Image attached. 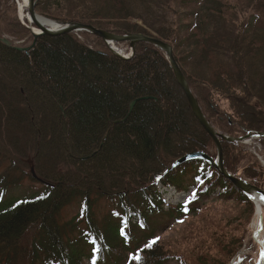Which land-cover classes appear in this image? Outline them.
Here are the masks:
<instances>
[{
    "label": "trees",
    "instance_id": "trees-1",
    "mask_svg": "<svg viewBox=\"0 0 264 264\" xmlns=\"http://www.w3.org/2000/svg\"><path fill=\"white\" fill-rule=\"evenodd\" d=\"M36 11L169 43L216 130L264 132V0H37ZM25 41L33 34L16 1L0 0V264H231L254 205L206 161L166 173L217 149L165 52L141 42L123 59L86 31L15 48ZM222 145L227 171L264 190L248 148ZM160 176L177 190L205 184L189 204L164 208ZM28 179L41 188L16 193ZM103 203L111 208L100 216Z\"/></svg>",
    "mask_w": 264,
    "mask_h": 264
},
{
    "label": "water",
    "instance_id": "water-1",
    "mask_svg": "<svg viewBox=\"0 0 264 264\" xmlns=\"http://www.w3.org/2000/svg\"><path fill=\"white\" fill-rule=\"evenodd\" d=\"M36 5H37V0H28V14L31 17V20L33 24H35L36 27L40 28V31L34 32V41L31 46L29 47H16V49L20 51H28L31 49L35 43L37 42V39L40 36L47 35V36H60L64 35L67 33H72V32H80V31H87L95 36H98L99 38L103 39L105 42L117 44L119 42H129L130 46L133 50V54L135 53V48L138 43H150L153 44L159 48H161L168 56L172 70L175 74V77L183 89V91L186 94V97L189 101L190 107L192 109V112L196 116L197 120L201 124V126L205 129V131L210 135V137L213 139L217 146V151H218V157L216 160H214L212 157L209 155L205 154L203 151H197V152H192L188 153L182 158L178 159L172 166V168L177 167L178 165L182 164L185 161L189 160H195V159H204L208 161L212 167H214L216 170H218L221 175H223L225 178H227L236 188L241 190L243 193L250 195L252 192H257L260 194L262 197H264V190L261 188L257 187L254 184H251L243 179H240L233 174L229 173L224 165V154H223V146H222V140L226 141H234L235 139L221 134L217 132L213 126L207 121L205 118L198 101L194 97V95L191 92V89L189 87V84L187 82V79L185 75L183 74L178 62L175 59L174 55V48L169 45L168 43L156 38V37H151V36H146L143 34H128V35H118V34H113L105 30H100L97 29L91 25L87 24H81V23H69V24H62L59 22H56L59 25L58 30L54 31L49 28H43L37 23V16L39 14L36 12ZM2 41L7 44L11 45L10 40L7 38H2ZM121 57H123L121 54H119ZM124 58V57H123ZM137 100L133 101L130 106V111L133 108L134 104L136 103ZM238 140H243V138H240ZM264 199V198H263Z\"/></svg>",
    "mask_w": 264,
    "mask_h": 264
},
{
    "label": "rangeland",
    "instance_id": "rangeland-1",
    "mask_svg": "<svg viewBox=\"0 0 264 264\" xmlns=\"http://www.w3.org/2000/svg\"><path fill=\"white\" fill-rule=\"evenodd\" d=\"M25 12H26V10H25ZM17 44L28 45L29 42H26V41L24 43L23 42H17ZM117 47L123 53H129L130 52V48L128 45H118ZM168 106L169 105L166 104L165 109L168 108ZM194 130H197L195 122H194ZM77 135L79 136V133H77ZM79 137H81V136H79ZM240 143H242L243 145H245L248 148L249 152L254 156L255 160L258 161V164L261 165L262 168L264 169V149H263V145H262V138H260L257 135L251 136V137L245 139L244 141H241ZM223 154H224V152H223ZM177 169H175V170L177 171ZM203 184H205V183L201 182L200 185H203ZM41 186H42V184L39 181H32V180L28 179V180L24 181V183L21 187V190H18V192H16V193H19L22 191L26 192L29 190H34L35 188L38 189V188H41ZM159 187L163 192L162 198H163V200H165V202L163 201L164 208H166L167 206H174L177 202H180V203L181 202H189L191 189L175 191L174 189H171V188L168 189L166 187H161V186H159ZM110 208H111V204H109V203L104 204L103 203L101 205L98 213L100 214V216H102V215L106 214L107 212H109ZM78 211H79V206H78L77 202H74L72 205H70L69 207L64 209L63 218L66 219L70 216H73ZM257 219L258 218L255 215V206H254V214H253V217L251 218L250 223L248 225L249 231L247 234V238H246L247 242H246V247H245V253L249 252V255L246 256V258L243 260L242 264H258V262L261 260L260 258H262L264 256V253L260 249H258L259 246L256 245L252 240V236H254V234L257 230V228H255L253 226L261 225L263 230H264V210H263V217L260 218V220H257ZM136 220H137L136 217L132 218L133 222H135ZM263 230L261 232L262 238H264ZM168 232L164 233V231H163L161 233L162 237H165V235ZM256 234H257V232H256Z\"/></svg>",
    "mask_w": 264,
    "mask_h": 264
},
{
    "label": "bare ground",
    "instance_id": "bare-ground-1",
    "mask_svg": "<svg viewBox=\"0 0 264 264\" xmlns=\"http://www.w3.org/2000/svg\"><path fill=\"white\" fill-rule=\"evenodd\" d=\"M19 1H20V15H21L23 20H25V21L28 20L29 25L32 27L33 22L31 20V17L28 13L25 12V10L28 9V0H19ZM37 23L43 28H49V29L54 30V31L58 30V28H59V25L56 22H54V21H52L49 18H46L44 16L42 17L40 15L37 16ZM33 30L35 32H38V31H40V28L35 27V28H33ZM111 46L116 49V46L114 44H111ZM252 196L255 200H257L258 209L260 206L261 212H262V210H263V204L262 203L264 202L262 196L260 194H258L257 192H252Z\"/></svg>",
    "mask_w": 264,
    "mask_h": 264
},
{
    "label": "snow or ice",
    "instance_id": "snow-or-ice-1",
    "mask_svg": "<svg viewBox=\"0 0 264 264\" xmlns=\"http://www.w3.org/2000/svg\"><path fill=\"white\" fill-rule=\"evenodd\" d=\"M262 198H264V197H262ZM156 239L158 240L159 238L157 237ZM155 242H156V241H155V240H153V241H152L150 244L146 245V247H151V244H152V243H155ZM135 258H137V259H138L139 257H135Z\"/></svg>",
    "mask_w": 264,
    "mask_h": 264
}]
</instances>
